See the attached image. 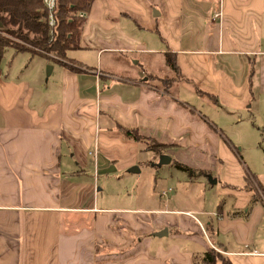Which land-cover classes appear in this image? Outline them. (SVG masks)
<instances>
[{
  "label": "crops",
  "instance_id": "0c3cea01",
  "mask_svg": "<svg viewBox=\"0 0 264 264\" xmlns=\"http://www.w3.org/2000/svg\"><path fill=\"white\" fill-rule=\"evenodd\" d=\"M221 11L220 0H94L79 48L68 52L80 70L31 55L47 75L0 72V264H195L209 248L231 264H264L255 245L264 234V193L255 190L264 187V0H228ZM118 55L160 60L163 73L140 66V79L121 77L111 69ZM169 55L180 75L169 70ZM98 78L109 91L103 113L85 96L98 91ZM163 80L170 82L160 87ZM127 130L142 137L157 167L178 163L220 185L217 208L99 207L97 149ZM152 143L167 149L157 155ZM165 228L199 249L152 251Z\"/></svg>",
  "mask_w": 264,
  "mask_h": 264
},
{
  "label": "rangeland",
  "instance_id": "374dc122",
  "mask_svg": "<svg viewBox=\"0 0 264 264\" xmlns=\"http://www.w3.org/2000/svg\"><path fill=\"white\" fill-rule=\"evenodd\" d=\"M227 1L228 0H220L222 11L224 2L227 3ZM200 10L203 11V8ZM205 16L207 17V14L200 15L197 13L195 14V19L200 20ZM0 33L2 36L8 37L7 34L3 32ZM136 33L139 32L137 31ZM142 38L147 39L149 44H151L152 41H156L154 34H150L149 32L142 33ZM76 54L73 53V55ZM85 55L88 59L94 60V55L92 54H84V52L77 54V56L81 58ZM109 61L110 56L105 55L104 59L99 63L100 68H107ZM44 63L43 60H39L38 58L32 59L30 53L16 54L12 48H9L5 51L4 60L0 66V72L2 73L3 69H7L6 72H10V75H24L36 81L39 79V75L42 76L44 73L46 75L48 74V65L44 67ZM50 63L57 66L59 65L53 63V61H50ZM161 64L162 61L160 60L150 61L140 55H118L111 69H113L115 74L121 77H128L129 75L134 79H140L137 72L141 70L140 66H143L148 74L160 77L163 73ZM129 70H131V72H128ZM53 77L56 78L57 74L52 76L51 79H53ZM51 79H49L50 82L48 86L52 87L53 84ZM98 79V91L94 90L93 94H90L88 91L89 94L85 96H93L99 112L103 113L104 110L102 109L101 102L109 91L107 86H104L106 80L102 78ZM146 79L147 75L143 77V80ZM161 82L164 84L162 85L159 83V85H161L160 87H165V82ZM118 138L119 141L101 143L100 150L97 149V156L99 152L101 153V164L99 168L95 167L96 170H94L91 176L93 177L92 181H95V184L98 186L95 187V200L99 207L128 210H155L159 208L179 210L180 212L190 210L199 213L200 211L212 212L222 201L223 197L219 195L221 186L211 185L209 182L210 177L203 174L196 175V177L192 178L190 174L177 169L174 165H162L161 167H157V158H155L153 152L146 150V143L137 142L126 135L121 139L119 136ZM92 149L95 150V143ZM154 150L158 151V148ZM137 166H140V169L137 170ZM169 189H173V192L170 194L168 193ZM163 192L166 193V196H162ZM196 217L203 222L202 216L196 215ZM148 225L150 228L154 227L152 221H150ZM174 235V232L171 233L170 229L166 228L156 231L154 235L156 243H154L152 251H155L154 248L156 245H164L166 247L178 245L183 252H189L190 250L196 251L199 249V247L194 244H190L188 247V240L184 238H175ZM138 240H140V238ZM210 240L219 245L213 238ZM222 240H225V237H223ZM262 240H264V234L258 236V241L255 245L264 250V242H262ZM210 246L212 248L211 243ZM184 247L187 248L183 249ZM209 251L210 248L207 252ZM207 252L201 253V257L195 260L194 263H196V261L200 262ZM219 260L220 263L224 264V257L219 258ZM186 261L187 259L184 258L183 262ZM190 262H192V260Z\"/></svg>",
  "mask_w": 264,
  "mask_h": 264
},
{
  "label": "trees",
  "instance_id": "16d2710c",
  "mask_svg": "<svg viewBox=\"0 0 264 264\" xmlns=\"http://www.w3.org/2000/svg\"><path fill=\"white\" fill-rule=\"evenodd\" d=\"M93 2L94 0H58L54 13L56 26L51 29L43 0H0V32L8 35L4 37L0 33V66L5 51L12 48L16 54L30 53L59 63L68 70H80L79 65L68 57V52L79 48L85 15L89 13ZM166 61L169 70L176 75L181 74L175 57L169 55ZM125 135L137 142L142 140L135 131L127 130ZM151 149L160 155L167 147L153 143ZM175 166L190 175L195 173L184 165L177 163ZM247 182L248 187L254 186L251 179L247 178ZM255 190L264 193V187L260 185ZM219 258H222L221 255L211 250L195 264H216ZM224 264L231 262L224 260Z\"/></svg>",
  "mask_w": 264,
  "mask_h": 264
},
{
  "label": "built area",
  "instance_id": "2783aa9c",
  "mask_svg": "<svg viewBox=\"0 0 264 264\" xmlns=\"http://www.w3.org/2000/svg\"><path fill=\"white\" fill-rule=\"evenodd\" d=\"M43 3L48 13L49 26L51 27V29H53L56 26V20L54 18V13L56 12L58 0H43Z\"/></svg>",
  "mask_w": 264,
  "mask_h": 264
},
{
  "label": "water",
  "instance_id": "95a60500",
  "mask_svg": "<svg viewBox=\"0 0 264 264\" xmlns=\"http://www.w3.org/2000/svg\"><path fill=\"white\" fill-rule=\"evenodd\" d=\"M159 15V14H158ZM163 163L164 164H169L170 163V158H168V157H164V159H163ZM134 171V170H133ZM163 235V234H162ZM161 235V236H162Z\"/></svg>",
  "mask_w": 264,
  "mask_h": 264
}]
</instances>
